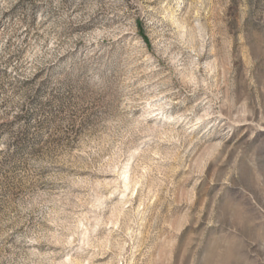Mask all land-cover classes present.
I'll return each instance as SVG.
<instances>
[{"label":"rangeland","instance_id":"374dc122","mask_svg":"<svg viewBox=\"0 0 264 264\" xmlns=\"http://www.w3.org/2000/svg\"><path fill=\"white\" fill-rule=\"evenodd\" d=\"M0 264H264V0H0Z\"/></svg>","mask_w":264,"mask_h":264}]
</instances>
